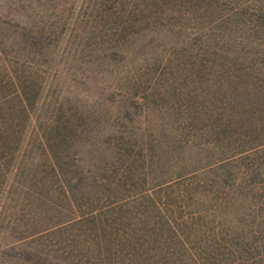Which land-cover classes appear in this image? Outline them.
<instances>
[{
    "label": "trees",
    "instance_id": "16d2710c",
    "mask_svg": "<svg viewBox=\"0 0 264 264\" xmlns=\"http://www.w3.org/2000/svg\"><path fill=\"white\" fill-rule=\"evenodd\" d=\"M0 264H264V0H0Z\"/></svg>",
    "mask_w": 264,
    "mask_h": 264
}]
</instances>
